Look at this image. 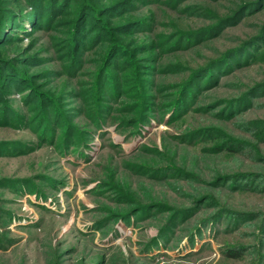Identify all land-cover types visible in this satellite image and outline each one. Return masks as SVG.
I'll list each match as a JSON object with an SVG mask.
<instances>
[{
    "label": "rangeland",
    "instance_id": "obj_1",
    "mask_svg": "<svg viewBox=\"0 0 264 264\" xmlns=\"http://www.w3.org/2000/svg\"><path fill=\"white\" fill-rule=\"evenodd\" d=\"M118 1L122 0L93 2L101 7ZM138 1L135 12L124 14L121 9L120 18L104 17L111 26L151 18L136 34L121 35L125 45L156 46L157 51H136V69L130 62L127 71L136 74L122 73V58L117 59L118 68L111 66L105 74L101 71L105 50L93 44L73 63L63 54L71 46L66 26L44 25L29 36L17 33L22 40L0 47V59L14 66L17 79L32 82L31 89L10 94L14 111L8 116L0 111V264L264 263V191L215 187L211 181L215 172L264 174V163L250 157V151L213 153L209 150L213 142L203 139L205 135L175 137L210 127L222 135L214 142L235 136L252 144L254 153L264 154V140L244 127L264 118V94L251 99L254 103L237 118L223 121L213 114L219 108L214 109L213 102L242 96L251 86L264 83V38L255 48L261 51L255 61L217 72L215 79L214 72L225 68L217 67L211 70L212 82L202 74L196 78L210 87L191 98L184 117L165 123L170 109H163L179 91L173 87L189 79L191 68L251 38L264 37V6L254 5L247 14L254 13L222 25L216 37L197 44L189 37L187 49L169 51L168 36L192 35L240 5L262 0ZM11 2L0 0L1 16L14 7ZM251 55L249 49L243 58ZM43 93L52 98L51 104L45 105L42 95L39 103ZM157 93L163 99L154 103ZM240 118L247 122L235 124ZM168 164L176 168L174 173L150 170ZM187 172L196 178L181 176ZM171 183L180 184L184 192ZM207 192L229 208L252 215H218L195 233L198 220L215 209L202 205L196 215L189 219L181 215L174 228L162 233L169 213L145 209L150 201L189 205L192 197ZM131 207L141 211L125 220L107 221L121 208ZM241 246L238 257L226 255Z\"/></svg>",
    "mask_w": 264,
    "mask_h": 264
},
{
    "label": "trees",
    "instance_id": "obj_2",
    "mask_svg": "<svg viewBox=\"0 0 264 264\" xmlns=\"http://www.w3.org/2000/svg\"><path fill=\"white\" fill-rule=\"evenodd\" d=\"M93 1L95 2V0H12L11 3H13L14 7L16 8L13 7L9 9L8 12L4 11L2 16L0 15V47L13 41L22 40V38H18L17 33L29 36L33 32L41 31V29L45 26L46 29L50 27L59 29L58 26H66L68 30V38L66 39H69V43L71 46H66L67 50L63 54L68 55L73 63L79 61L78 54L82 55V51H87V47L93 44L94 48L100 47L104 48L105 50L104 53L101 54L103 55L101 59V61L103 60V62H101V66H103L101 71H104L105 74L110 73L109 67L113 66L115 68H118V65L120 66V64H118L117 62V59L119 58L123 59L120 66L122 73L136 74L132 70L131 72H127L131 69L130 62L134 64V70L136 69L135 64L138 60H133V57L137 53L136 51H138V49H149L153 51L156 50V46L154 43H144L139 47L138 45L132 44L125 45L124 43H122L123 38H121V35L125 36L129 35V33L136 34L137 31H141L144 29L145 25H147V23L151 21V18H139L128 21L125 24L111 26L110 22L105 20L104 17H109L110 19L120 18L122 17V14H120L122 10L124 14L135 12L138 8L139 1L122 0L121 2L118 1L101 7H97ZM71 2H73L72 7ZM262 3H264V0L260 1L257 4L252 1L244 3L243 5H240L237 10H233L229 15L215 18L213 25H211L210 27L199 30L192 35L183 32H177L172 36L169 35V51H178L183 47L187 49L189 47V44H186L185 41L188 42L190 40L189 37L196 40L195 42L193 41L195 44L203 41L204 39L216 37L219 34L218 31L220 27H222V25L228 26L230 24H234L246 15L254 13L250 12L249 14H247L250 10L256 8L254 7V5L259 4L261 6H264V4ZM22 4H24V6H22ZM27 24L29 26H26ZM115 35H117L120 40L116 38ZM262 38H264L263 34L251 38L237 48H232L224 51L220 56H216V58L209 60V62H207L206 64L191 68L190 74L188 76L189 79H187V81L183 84H180L179 86L175 85L173 87H179V91L175 95H173V97L163 106V109H170L167 113V118L164 119L165 123H170L176 119H180V117H184L182 115L184 113L183 109L185 110L187 108V106L189 105L187 103L192 100L191 98L197 97V94H200V92H202L203 90H207L210 87L206 85V83L201 84L199 82H196V78H198L202 74L204 75V77L208 76L212 82L213 79L210 76L211 70L213 71L217 67L225 68L218 69L214 72L215 79H217V72H228L236 67H240L241 65L250 63L251 61H255L259 58V53L261 52L256 51L255 48L263 40ZM60 49H63L61 44ZM249 49L252 50V55L250 57L243 58L244 52L248 51ZM141 52H143V50ZM155 63L157 62H153L154 65ZM14 69V66H12L11 64L8 66L4 61L0 59V111L1 115L5 116H8L11 111H14L13 106L10 105V101L12 99L10 97V94H12L13 92H20L25 88H32V82L28 83V81L23 82L22 80L17 79L19 74L15 72ZM215 79L214 83L216 82ZM203 86L205 87L201 88ZM262 94H264V83L253 85L247 92L243 93L242 96L220 100L219 102H213L214 109H217L219 107L218 110L215 111L216 113L213 114L215 116L217 115V117L223 121L237 118L239 115L238 113H240L242 110H245L254 103L251 99H254L258 95L260 96ZM36 95L39 96L38 93ZM41 95L43 98L45 96L44 99L47 98V100L44 101L45 105L51 104L53 102L52 98L44 95L43 93L40 94L41 101H39V103H41L43 100ZM161 99L163 98L159 93L152 97V101H154V103H156L155 101H160ZM36 105L38 104L36 103ZM56 114L57 113H55L54 115ZM237 122H240L242 124L246 123L247 120L241 121L240 118L239 120L235 121V124ZM244 127H246L248 131H254L255 136L259 140H264V118L257 121L250 120L244 125ZM205 129L206 130L201 129L203 134L199 131H191L175 137H181L182 139H186L189 137L198 139V135L201 134L200 138H202V135H205L203 139H207L210 142H213L212 147L209 149L213 153L218 152L231 154L241 151V153L250 151L253 155L250 157L264 163V154H262L260 151L254 153L252 149V147L254 146L252 144L245 142L238 137L230 135H224L222 137L223 140H221L220 142H214L213 140H216L217 137L220 138L222 136L221 132L219 130H216L215 132L210 127H207ZM203 149V152L208 151L206 148H202V150ZM244 154L248 155V153ZM168 165L170 166H160L156 168H150V170L154 171L155 173H174L176 168L171 166L173 164ZM257 173L258 174L242 170L235 172H215V175L212 177L211 181H214L213 184L215 185V187H219L218 185L221 184L223 187L227 186L228 189L231 190L246 189V191L251 192H263L264 174L260 172ZM181 176L184 178H196L191 173H188L187 175L182 173ZM243 179L247 181L240 182V180ZM229 183L233 184L230 185ZM170 185L175 190L184 192L180 184L171 183ZM202 205H205V207L207 208L213 207L215 209L207 212L198 220L195 233L199 232L201 225L210 223L218 215L228 214L232 217H238L237 215L240 213H242V216L244 217L247 215H252L248 214L252 212H249L247 210H240L242 212H237L236 210L229 208L225 204H222L220 201H218L217 197L209 192L192 197L191 204L189 205H165L159 201H150L147 208L145 209L146 211L154 210V213L157 212L156 209H158L159 211H167L169 213L167 220L163 223V233V231L167 232L174 228L181 215H187L188 219L196 215ZM139 211H141V208L138 207H131L128 210H124L121 208L120 212L113 213V215L106 217V219L108 222L118 217L125 220ZM189 237L191 240L193 238V234L191 233ZM3 248L6 249L7 246L4 245ZM242 249L243 246L238 247L237 250L231 248L229 250L226 249V251L228 250V254L226 255H230L231 257H238L239 255H241Z\"/></svg>",
    "mask_w": 264,
    "mask_h": 264
}]
</instances>
